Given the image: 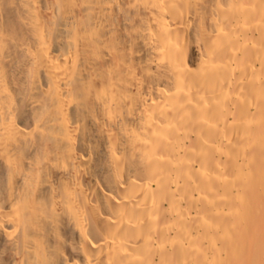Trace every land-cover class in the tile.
I'll list each match as a JSON object with an SVG mask.
<instances>
[{
  "label": "bare ground",
  "instance_id": "obj_1",
  "mask_svg": "<svg viewBox=\"0 0 264 264\" xmlns=\"http://www.w3.org/2000/svg\"><path fill=\"white\" fill-rule=\"evenodd\" d=\"M0 264H264V0H0Z\"/></svg>",
  "mask_w": 264,
  "mask_h": 264
}]
</instances>
